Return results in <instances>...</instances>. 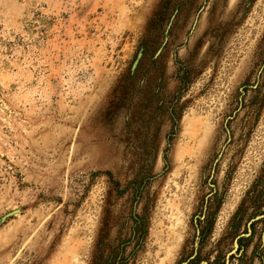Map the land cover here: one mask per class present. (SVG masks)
<instances>
[{"label":"rangeland","instance_id":"1","mask_svg":"<svg viewBox=\"0 0 264 264\" xmlns=\"http://www.w3.org/2000/svg\"><path fill=\"white\" fill-rule=\"evenodd\" d=\"M261 193L264 0H0V264L212 260Z\"/></svg>","mask_w":264,"mask_h":264},{"label":"flooded vegetation","instance_id":"2","mask_svg":"<svg viewBox=\"0 0 264 264\" xmlns=\"http://www.w3.org/2000/svg\"><path fill=\"white\" fill-rule=\"evenodd\" d=\"M264 194L256 198L255 213L243 217L244 210L239 209L238 215L233 218L231 225L225 232L228 248L223 252L216 249L212 260L203 256L204 237L210 234L212 223L203 230V238L197 240L192 253L186 258L184 264H264ZM255 203V202H254ZM255 207V206H254ZM262 224L260 228L259 225ZM198 229V234H199ZM203 241V242H202ZM222 244L220 243V246Z\"/></svg>","mask_w":264,"mask_h":264},{"label":"water","instance_id":"3","mask_svg":"<svg viewBox=\"0 0 264 264\" xmlns=\"http://www.w3.org/2000/svg\"><path fill=\"white\" fill-rule=\"evenodd\" d=\"M173 17H174V15H173ZM171 23H172V21L169 23V25L167 27V30H166L167 33L169 32V30L171 28ZM167 39H168V37H166V39H165V41L163 43V46L166 44ZM163 46L159 49V52L163 49ZM141 56H142V51L139 52L137 59L134 61L133 68H135L137 66Z\"/></svg>","mask_w":264,"mask_h":264}]
</instances>
